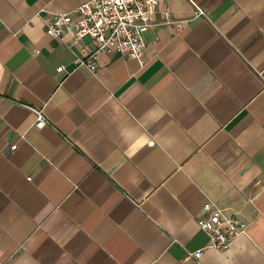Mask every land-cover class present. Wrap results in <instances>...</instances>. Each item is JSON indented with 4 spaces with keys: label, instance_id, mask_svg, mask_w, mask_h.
<instances>
[{
    "label": "crops",
    "instance_id": "crops-1",
    "mask_svg": "<svg viewBox=\"0 0 264 264\" xmlns=\"http://www.w3.org/2000/svg\"><path fill=\"white\" fill-rule=\"evenodd\" d=\"M86 1L0 0V264H264V0H160L145 64L94 74L45 26Z\"/></svg>",
    "mask_w": 264,
    "mask_h": 264
},
{
    "label": "built area",
    "instance_id": "built-area-1",
    "mask_svg": "<svg viewBox=\"0 0 264 264\" xmlns=\"http://www.w3.org/2000/svg\"><path fill=\"white\" fill-rule=\"evenodd\" d=\"M160 0H88L70 12L53 14L45 20L46 32L52 38L75 47L89 39L93 48L85 56L79 57V66H85L94 74L97 57L101 52L116 51L127 58L145 64L146 42L144 33L153 26V16L159 8ZM197 15L205 12L197 8ZM165 23H170L168 11L164 12ZM64 72V67L58 68ZM34 126L42 129L49 120L42 109H33ZM17 146L10 149L15 150ZM204 210L213 211L207 219L199 222L200 229L210 238V248L227 250L230 244L243 232L247 225L233 215L222 212L214 203L207 202ZM205 249L187 252L186 258L200 260Z\"/></svg>",
    "mask_w": 264,
    "mask_h": 264
}]
</instances>
